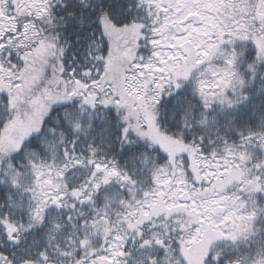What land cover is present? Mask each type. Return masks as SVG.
<instances>
[{
	"label": "snow or ice",
	"instance_id": "1",
	"mask_svg": "<svg viewBox=\"0 0 264 264\" xmlns=\"http://www.w3.org/2000/svg\"><path fill=\"white\" fill-rule=\"evenodd\" d=\"M0 264H264V0H0Z\"/></svg>",
	"mask_w": 264,
	"mask_h": 264
}]
</instances>
